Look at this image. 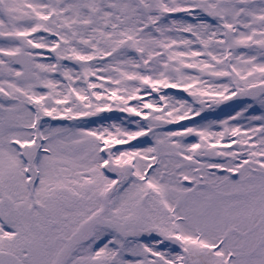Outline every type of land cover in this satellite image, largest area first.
I'll list each match as a JSON object with an SVG mask.
<instances>
[{"label": "snow or ice", "instance_id": "6c2138e0", "mask_svg": "<svg viewBox=\"0 0 264 264\" xmlns=\"http://www.w3.org/2000/svg\"><path fill=\"white\" fill-rule=\"evenodd\" d=\"M0 264H264V0H0Z\"/></svg>", "mask_w": 264, "mask_h": 264}, {"label": "rangeland", "instance_id": "374dc122", "mask_svg": "<svg viewBox=\"0 0 264 264\" xmlns=\"http://www.w3.org/2000/svg\"><path fill=\"white\" fill-rule=\"evenodd\" d=\"M227 114V112H221V113H219V118H224V116ZM105 115H112L113 117H116V116H120V115H122V114H120V113H112V114H105ZM217 116V113H211L210 114V116H209V118L211 119V118H215Z\"/></svg>", "mask_w": 264, "mask_h": 264}, {"label": "water", "instance_id": "95a60500", "mask_svg": "<svg viewBox=\"0 0 264 264\" xmlns=\"http://www.w3.org/2000/svg\"><path fill=\"white\" fill-rule=\"evenodd\" d=\"M229 103H231V102H229Z\"/></svg>", "mask_w": 264, "mask_h": 264}]
</instances>
